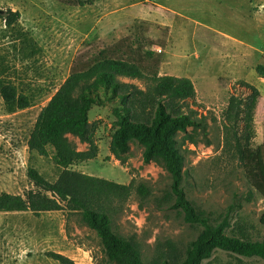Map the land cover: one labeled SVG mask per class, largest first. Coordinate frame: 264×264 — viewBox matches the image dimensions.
I'll use <instances>...</instances> for the list:
<instances>
[{
	"label": "rangeland",
	"instance_id": "374dc122",
	"mask_svg": "<svg viewBox=\"0 0 264 264\" xmlns=\"http://www.w3.org/2000/svg\"><path fill=\"white\" fill-rule=\"evenodd\" d=\"M10 11L20 20L11 28L0 20V81L13 84L32 107L10 114L0 94V195L36 191L27 176L31 168L57 182L65 168L56 164L55 150L49 147V156L42 157L28 148L41 111L71 75L102 59H124L147 76L194 83L197 97L189 106L198 118H207L208 138L200 134L198 145H182L186 178L181 189L195 208L219 222L227 218V234L243 231L253 241H264V199L255 192L250 196L239 163L224 153L223 136L229 99L245 97L242 83H248L261 93L254 148L264 147V77L257 72L264 67V0H96L86 6L77 0H0V12ZM126 82L146 88L145 81ZM90 120L98 157L68 169L150 190L147 198L135 191L114 221L118 233L142 244L147 263L160 243L185 249L202 228L189 221L171 175L145 163L144 147L137 142L125 163L111 154L110 107H94ZM70 139L80 151L89 149ZM51 253L76 264H106L101 239L76 214L0 213V264H60ZM203 264H264V259L217 251Z\"/></svg>",
	"mask_w": 264,
	"mask_h": 264
},
{
	"label": "trees",
	"instance_id": "16d2710c",
	"mask_svg": "<svg viewBox=\"0 0 264 264\" xmlns=\"http://www.w3.org/2000/svg\"><path fill=\"white\" fill-rule=\"evenodd\" d=\"M77 1L86 6L96 0ZM0 20L11 28L20 20V14L0 12ZM257 72L264 77L263 66ZM126 80L145 81L146 88ZM242 88L247 95L231 96L223 113L224 153L239 163L251 188L250 196L255 192L264 199V147L254 148L261 93L248 83H242ZM0 94L10 114L32 107L31 100L9 82L0 81ZM196 97L195 85L190 79L158 74L150 77L139 65L124 59H102L88 70L71 75L41 111L28 142L29 151L42 157H48V148L52 147L56 164L65 170L57 182L51 183L36 169H29L27 176L36 191H28L25 196L1 194L0 213L76 214L101 239L106 264H203L217 251L264 259V241H253L243 231L238 236L227 234L230 228L227 218L219 222L195 208L181 189L186 178L182 145L185 142L198 145L200 134L203 139L208 138L207 118H198L189 106ZM104 106L111 108L114 117L111 154L125 163L132 143L143 146L145 163H154L171 175L178 202L189 221L202 228L199 237L185 249L170 241L160 243L155 256L147 263L142 244L135 237L118 233L114 221L124 212L135 191L147 198L150 190L145 185L136 189L133 184L123 185L68 169L98 157L90 114L94 107ZM181 134L184 135L182 142L178 140ZM70 137L88 145L89 149L80 151ZM261 224L264 226V214ZM50 257L60 264H76L59 254L51 253Z\"/></svg>",
	"mask_w": 264,
	"mask_h": 264
},
{
	"label": "built area",
	"instance_id": "2783aa9c",
	"mask_svg": "<svg viewBox=\"0 0 264 264\" xmlns=\"http://www.w3.org/2000/svg\"><path fill=\"white\" fill-rule=\"evenodd\" d=\"M156 51H157L158 53H160V54L163 52L162 48H159V47L156 48Z\"/></svg>",
	"mask_w": 264,
	"mask_h": 264
}]
</instances>
